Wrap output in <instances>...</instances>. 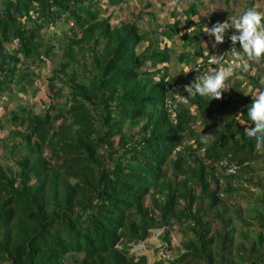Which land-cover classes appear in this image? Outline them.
I'll return each mask as SVG.
<instances>
[{
	"label": "trees",
	"instance_id": "obj_1",
	"mask_svg": "<svg viewBox=\"0 0 264 264\" xmlns=\"http://www.w3.org/2000/svg\"><path fill=\"white\" fill-rule=\"evenodd\" d=\"M172 1L3 0L0 153L13 166L0 164V264H146L131 249L152 230L158 248L143 246L167 257L152 264H264V149L240 123L264 59L249 62L254 78L238 68L220 100L184 91V66L199 59L186 21L213 3L236 16L245 0L165 10ZM57 51L34 108L24 98L39 88L24 84ZM200 63L196 76L219 69Z\"/></svg>",
	"mask_w": 264,
	"mask_h": 264
},
{
	"label": "clouds",
	"instance_id": "obj_2",
	"mask_svg": "<svg viewBox=\"0 0 264 264\" xmlns=\"http://www.w3.org/2000/svg\"><path fill=\"white\" fill-rule=\"evenodd\" d=\"M3 0H0V9L2 8ZM184 7L183 1H172L168 7H164L165 10L171 11L176 7ZM209 6V5H208ZM244 8V10H242ZM264 0H245L244 7L235 14L236 16H228L215 19L216 23L209 28L208 21H200L196 15L189 17V22L186 21L188 25L187 29L184 30L186 34L190 36L195 32L191 25L203 26V33L212 40L203 38L200 34H193L196 36L195 48H188L190 57H199L197 62H189L187 66H184V74L192 72V78L194 81L188 85L184 86V91L189 95L188 97L200 96L204 98H209L212 100L222 99V94L228 89L226 82L233 76L237 74L235 71L239 68L241 75L246 78V76L255 77L257 71L253 70L249 65V62L259 63L264 59ZM209 11L211 10L210 6L208 7ZM35 15H32L34 18ZM180 20L183 17H178ZM182 26L184 22L181 21ZM198 24V25H197ZM180 29V31H181ZM232 33H229V32ZM48 32L52 33L53 30L50 28ZM183 37V36H182ZM180 37V38H182ZM181 40V39H180ZM226 41V43H224ZM183 42V41H182ZM228 42V45H227ZM198 47V49H196ZM228 47H232L231 51ZM210 55V57H208ZM233 57H232V56ZM206 57V70L209 67H218L219 69H212L210 73L199 74L196 76V73L205 67L201 65L200 62L202 58ZM55 61L56 56H55ZM52 62V61H51ZM46 79L49 77L45 74ZM45 77H43L45 79ZM45 79V80H46ZM261 87L257 88L256 91L252 93L255 94L252 97V103L247 108V120H241V125H248L245 128V135L248 138H254L256 141V150L260 151L264 149V76L258 82ZM25 89L27 85L24 84ZM179 87H171V90L176 92ZM225 93V92H224ZM177 97L182 101H187L188 97L176 94ZM176 99L175 97H173ZM172 100V99H170ZM166 100L168 104H175ZM239 116V115H238ZM205 141L207 135L203 138ZM232 167H226L225 173H229L227 169ZM234 171V170H233ZM160 232V230H153V232ZM152 232V235H153ZM159 234V233H158ZM156 234L154 238L158 235ZM138 245V244H137ZM158 248V247H156ZM160 253V258L166 257V252L161 250L157 251V254ZM165 255V256H164ZM167 258V257H166ZM157 259V260H159ZM154 263V262H153Z\"/></svg>",
	"mask_w": 264,
	"mask_h": 264
},
{
	"label": "rangeland",
	"instance_id": "obj_3",
	"mask_svg": "<svg viewBox=\"0 0 264 264\" xmlns=\"http://www.w3.org/2000/svg\"><path fill=\"white\" fill-rule=\"evenodd\" d=\"M196 4H197V2H195L194 4H193V6H196ZM191 5V4H190ZM150 6V5H149ZM154 6L153 5H151V7H150V9H152ZM165 7V6H164ZM197 7V6H196ZM165 9V8H164ZM151 12V11H150ZM168 13V12H167ZM164 14L165 16L164 17H162L159 21H154V23L153 24H155V23H157V22H161L162 20H164L165 22H169L170 20H169V18H171V15L168 13V14ZM118 16H120V13H118ZM150 16H151V13H150ZM174 16V15H173ZM196 16L198 17V18H203V17H206L207 15L203 12V11H199L197 14H196ZM193 34H197V31H195L194 33H192V35ZM191 35V36H192ZM181 41H184V40H180V38H178V39H176L175 41H174V47H175V50H176V55H177V57L178 56H181L182 57V53L184 52V50H183V47H182V43H181ZM59 55H60V53L57 51L56 52V60H58L59 59ZM174 56H175V54H173ZM173 58H170V61L172 60ZM190 61V57H188V56H185V58H184V63L185 64H187L188 62ZM55 64H56V61H55V59H53V61H52V64H51V66H50V68L48 69V70H44V69H42V71H43V73L44 74H46V75H50V71H51V69L52 68H55ZM175 66H176V63L174 62L172 65H170V67H171V69L173 68V69H175ZM212 68V67H211ZM209 70H210V68H209ZM45 79H46V77H45ZM42 76H40V75H38V74H36V77H35V79H34V77H27V89L28 88H31L32 86H33V84H34V86H37L38 88H39V91H38V93H37V95L35 96V97H32V98H24V99H26V100H28V101H30L31 102V104H33V107L34 108H37L38 107V105H39V103L37 102V101H39L40 99H44V98H42L43 96V94L44 93H46V83L48 82V80L46 79L45 80ZM50 84H51V86L53 85V82H50ZM62 92L63 93H65L66 92V87H63L62 88ZM1 101H2V99H1ZM12 107V105H9V107H8V109H10ZM4 113H2V114H0V115H3ZM3 119H4V116H1L0 117V122H3ZM5 128H0V137H2L4 134H5V130H4ZM5 163H7L8 164V166H13L12 164H10L11 162L8 160V159H5V158H3V156L1 155V153H0V164L1 165H3V164H5ZM152 232H153V230H152ZM159 232L157 231V232H153V235L152 236H150L149 238H147L145 241H144V243H139L138 245H136V246H134L132 249H131V252H135L136 253V255H145L146 256V264H152L155 260H157V259H159L161 256H160V253H158V254H156V252L154 251V249L153 248H156V247H158L159 246V243H158V241H157V239L156 238H154V236L156 235V234H158ZM171 237H172V240H171V242H172V244H177V241H178V239H179V235L177 234V232L176 231H173V233H172V235H171ZM149 245V246H152L153 248H149V247H144L143 245Z\"/></svg>",
	"mask_w": 264,
	"mask_h": 264
},
{
	"label": "crops",
	"instance_id": "obj_4",
	"mask_svg": "<svg viewBox=\"0 0 264 264\" xmlns=\"http://www.w3.org/2000/svg\"><path fill=\"white\" fill-rule=\"evenodd\" d=\"M209 6H210L211 10L209 12H207V18L205 20L206 22L208 21L209 25L215 24L216 17L222 18L225 16L228 18V16H231L234 14V13H232L233 11H231L230 13H225V8H224L223 4L221 5L219 3L218 4L213 3L212 5H209ZM241 9H242V7L241 8L237 7V9H235L234 11L239 12Z\"/></svg>",
	"mask_w": 264,
	"mask_h": 264
},
{
	"label": "built area",
	"instance_id": "obj_5",
	"mask_svg": "<svg viewBox=\"0 0 264 264\" xmlns=\"http://www.w3.org/2000/svg\"><path fill=\"white\" fill-rule=\"evenodd\" d=\"M224 43H226V41L224 42ZM227 45H228V42H227ZM229 46V45H228ZM231 48L232 47H228V49L231 51ZM201 65H203L202 63H200V67H201ZM227 171L229 172V173H231V172H233V168H230V169H227Z\"/></svg>",
	"mask_w": 264,
	"mask_h": 264
}]
</instances>
